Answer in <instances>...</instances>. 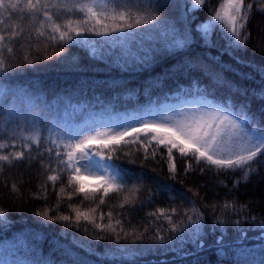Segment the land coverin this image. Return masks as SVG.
Returning <instances> with one entry per match:
<instances>
[{"label":"snow or ice","instance_id":"snow-or-ice-1","mask_svg":"<svg viewBox=\"0 0 264 264\" xmlns=\"http://www.w3.org/2000/svg\"><path fill=\"white\" fill-rule=\"evenodd\" d=\"M190 2L195 10L204 7L208 0ZM254 11L264 14V0H220L215 9H210L208 22L196 25L195 31L202 30L205 43H209L213 29L218 27L232 46L246 48L252 39L248 25ZM184 19L187 21V17ZM147 25H152V30L166 26L165 34L172 40L171 49L186 48L193 42L194 31L185 24L183 31L179 32L168 21H161L153 10L152 0H0V73L20 65L50 60L54 55L64 53L65 46L71 43L90 45L94 55L96 45L101 48L111 45L130 52L128 42L135 37L137 30ZM92 36L109 39L90 41ZM258 47L264 51V46L258 44ZM49 51L53 55H49ZM260 69L264 72V65ZM225 70L220 68V72ZM212 78L229 93L247 97V89L234 87L219 73H214ZM259 94L264 98V88ZM186 95L198 99L189 101L193 104L190 108L181 106L174 115L149 113L148 118L102 127L99 131L88 130L85 135L70 128H41L44 119L35 114H24L17 107L16 93L0 85V176L5 169L11 170L18 164L39 162L44 179L31 195L34 199L47 201L51 190L57 199L54 205H46V210L36 215L77 228L83 226V232L88 235L91 230L94 233L92 238L96 240L114 238L119 243L121 239L128 240L131 232L132 243L145 241L149 233L150 240L156 243L183 242L186 237L201 232L205 216L201 208H210L214 213L219 211L221 216L234 214L237 218L231 222L236 225L242 223L240 217L243 214V220L255 223L264 232V215H253L248 202L241 203L232 197L222 203H201L198 206L194 198L203 201L198 190L188 188L191 196L183 192L173 196L170 192L175 190L167 185L165 195L170 204L157 207L146 214V221L139 227H131L130 232L126 230V224L131 225L128 217L136 208L141 189L135 184L129 186L127 172L110 163L113 159L125 158L132 164L139 161L143 166L159 157L175 180L179 157L185 176L191 172L203 175L211 171L217 177H232L234 189L241 183H249L253 176H260L261 169H264V125L256 120L255 113H251L249 103L245 101L238 105L231 96L224 103L210 101L207 96L214 94L199 88L186 92ZM9 97L13 98L11 102ZM261 111L264 112V108ZM85 173L95 176L98 183L86 184ZM4 183L7 187V182ZM218 183L228 187L223 179ZM10 190L22 194L21 185L15 182ZM110 194L122 198L105 211L101 206L108 204ZM81 195L79 204L68 205L74 215L59 213L64 199L71 201L74 196ZM179 199L186 201L188 206L178 204ZM86 202L87 210H81ZM5 215L0 209V218ZM217 222L226 221L218 219ZM165 230L167 238L161 235ZM246 238V232L240 230L237 241ZM217 243L223 245V241ZM202 246V242L197 243V247ZM129 251L127 248L114 250L121 255ZM237 257L236 264H246L243 248L237 252ZM2 264L8 262L4 260ZM16 264L25 262L17 261Z\"/></svg>","mask_w":264,"mask_h":264},{"label":"trees","instance_id":"trees-1","mask_svg":"<svg viewBox=\"0 0 264 264\" xmlns=\"http://www.w3.org/2000/svg\"><path fill=\"white\" fill-rule=\"evenodd\" d=\"M219 3L220 0H208L204 7L193 10L190 0H152L153 10L161 21H168L179 32L185 24L194 31L193 42L186 48H169L172 40L165 34L166 26L152 30L153 26L147 25L137 30L128 42L130 52L111 45L103 48L96 45L94 55L90 45L71 43L65 46L64 53L50 60L20 65L0 73V85L16 93L17 107L24 114L44 119L41 128L57 126L58 130L70 128L76 132L81 124L96 117L123 118L151 111L166 102L179 103L195 97L186 92L196 88L213 93L207 98L218 103H224L230 96L238 105L246 101L256 120L264 125V112L261 111L264 98L259 94L264 88V72L260 69L264 65V51L258 47V44L264 46V14L254 11L248 25L252 39L246 48L232 46L218 27L213 29L210 42L205 43L202 30L196 32L195 26L207 23L210 9H215ZM89 39L109 38L92 36ZM48 54L53 55L51 51ZM221 67L226 70L220 72ZM214 73H219L234 87L247 89V97L220 87L212 78ZM12 99L9 97L10 102ZM110 162L127 172L129 186L135 184L141 189L136 208L128 217L131 225L126 224L129 232L131 227H139L146 221L147 213L170 204L165 195L166 185L175 190L170 192L173 196L178 192L191 196L188 188L198 190L203 197V201L194 198L198 206L218 204L235 197L241 203L248 202L253 215H264V169L260 176H253L249 183H241L234 189L232 177H217L211 171L203 175L191 172L185 176L179 157L175 180L159 157L143 166L139 161L132 164L125 158ZM43 179L39 162L18 164L11 170L5 169L0 176V209L6 213L0 218V244L12 251L8 264L17 261L25 264H236L241 248L246 251V264H264V232L255 223L243 220V214L242 223L236 225L231 222L237 218L234 214L221 216L219 211L214 213L210 208H201L205 216L199 235L186 237L183 242L175 240L172 244L151 241V233L145 241L137 243L131 242V232L128 240L121 239L119 243L114 238L96 240L91 230L88 235L83 232V226L77 228L36 215L46 210V205H54L57 199L51 190L47 201L32 197L31 193L37 191ZM221 179L226 181L227 188L219 185ZM13 182L21 185L22 194L11 192ZM121 198L110 194L108 204L101 207L106 211ZM81 199L82 195L74 196L71 201L64 199L59 213L74 215L68 205H77ZM177 203L188 206L183 199ZM87 208L88 202L81 206V210ZM218 219L226 222L218 223ZM240 230H244L247 237L242 242L237 241ZM161 235L167 238V231H162ZM217 241H223V245H218ZM198 242L203 246L197 247ZM118 248L130 251L121 255L114 252Z\"/></svg>","mask_w":264,"mask_h":264},{"label":"rangeland","instance_id":"rangeland-1","mask_svg":"<svg viewBox=\"0 0 264 264\" xmlns=\"http://www.w3.org/2000/svg\"><path fill=\"white\" fill-rule=\"evenodd\" d=\"M196 99H198V98H190V99H187V100H185L181 103H178V104L167 103V104H164L160 108H155L151 112H146L144 114H138V113L132 114V115L126 116L122 119L114 118V119L109 120V119L98 118V119L94 120V122L96 124L89 125L91 123V121H90V122L80 126L76 132H80V133H83L86 135L88 130L99 131L102 127H114L115 125L120 124V123L133 122L135 119L141 118V117L148 118L149 113H154L157 116L174 115L176 110L181 109V106L186 107V108L192 107L193 104L189 103V101H194ZM208 100L213 101L211 99H208ZM137 115H141V116H137ZM97 159H99V158H97ZM101 163H103V161H101ZM85 183L88 185H95L96 183H98V180L95 176H89V175H87V173H85ZM11 255H12V251L9 250L6 246H3L2 244H0V262H3L4 260L8 261L9 258L11 257Z\"/></svg>","mask_w":264,"mask_h":264},{"label":"bare ground","instance_id":"bare-ground-1","mask_svg":"<svg viewBox=\"0 0 264 264\" xmlns=\"http://www.w3.org/2000/svg\"><path fill=\"white\" fill-rule=\"evenodd\" d=\"M137 116H141V115H137ZM92 124H96V123L94 121H91L89 125H92Z\"/></svg>","mask_w":264,"mask_h":264}]
</instances>
